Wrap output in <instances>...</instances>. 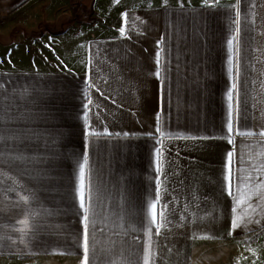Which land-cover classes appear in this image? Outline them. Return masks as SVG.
I'll list each match as a JSON object with an SVG mask.
<instances>
[{
    "label": "crops",
    "instance_id": "crops-1",
    "mask_svg": "<svg viewBox=\"0 0 264 264\" xmlns=\"http://www.w3.org/2000/svg\"><path fill=\"white\" fill-rule=\"evenodd\" d=\"M0 37V258L85 264L84 154L87 264L262 251L264 0H0Z\"/></svg>",
    "mask_w": 264,
    "mask_h": 264
},
{
    "label": "snow or ice",
    "instance_id": "snow-or-ice-1",
    "mask_svg": "<svg viewBox=\"0 0 264 264\" xmlns=\"http://www.w3.org/2000/svg\"><path fill=\"white\" fill-rule=\"evenodd\" d=\"M121 31L123 32V29H121ZM237 32H239V29H237ZM236 39V37H233V40ZM229 47L231 49L232 47V40H229ZM157 63H159V54H157ZM231 71V69H230ZM157 75H159V72H157ZM233 87H235V85H233ZM232 92L230 91L228 93V99L229 101H232ZM89 103H91V101H89ZM232 105L231 103H229V109L231 110ZM231 114V111H230ZM159 131V129H157ZM227 130L229 133H232L233 131V125L231 120H229L228 125H227ZM243 134V133H242ZM251 134V133H248ZM261 135H264V133H261ZM185 138H191V137H185ZM231 142V141H230ZM229 189H230V194H231V157H232V153L230 152L229 154ZM88 164V156L87 154H84L83 156V164L80 166L79 168V185L77 188V194L79 196V207L83 210V221H84V228H83V249H84V255H85V264H87V254L89 251V243H90V229H91V234L93 237V250L95 251V246L96 244L99 243V241L95 240V233L97 230H99L100 232H103V228L100 227V223L98 220V214L96 212V205L94 203V200L96 199V196L93 193V190L91 188V185H86L85 183V165ZM240 182L241 183H246V178L245 177H240ZM26 199V198H25ZM242 200L237 197V203H241ZM152 208V214H151V220L150 222L152 224H156L157 222V216H156V212H155V208L156 205L153 204L151 205ZM233 211H236V209H233ZM161 217L163 216V212L160 213ZM23 223H27L26 221H24ZM233 226L234 227H238L239 224L237 223L236 220H234L233 222ZM149 231H151V229H149ZM156 234H159V228L157 227V232ZM149 240H151V237H149ZM151 247L150 243H149V248ZM144 260V264H148L149 262V257L147 255L144 256L143 258ZM111 264V262H110Z\"/></svg>",
    "mask_w": 264,
    "mask_h": 264
},
{
    "label": "rangeland",
    "instance_id": "rangeland-1",
    "mask_svg": "<svg viewBox=\"0 0 264 264\" xmlns=\"http://www.w3.org/2000/svg\"><path fill=\"white\" fill-rule=\"evenodd\" d=\"M63 24L64 23H60L59 26H63ZM48 30H50V29H48ZM45 31L50 32L47 30H45ZM45 31H43V32L45 33ZM25 33H28V32L22 31V29H20V28L14 32L16 39L22 37V35H25ZM36 34L37 35L41 34V31L38 30L36 32ZM34 39H36V38L34 37ZM2 40H4V38L0 37V41H2ZM20 40H22V38ZM4 41L8 42L9 38H8V40L6 38ZM33 42L35 43L36 41L33 40ZM33 42H31V43H33ZM42 44H40V45H42ZM40 45H38V46H40ZM46 49H47V52L49 53L50 47H48L46 45ZM17 51L19 52L17 47H15L14 49L13 48L9 49V48H6L5 46H3L2 42H0V67H2V66L3 67H13L14 65H16V66L22 65V61H21V59H19V57H16L13 59V53H15ZM259 241H260V244H262L261 247L263 246L261 252H259V251L255 252V250H254V251H251V253L247 254V253H244V251H241L240 249H238L235 245H231V246H228L221 254H219V256H222L226 259L225 262L222 261V262H224V264H264V240H258V242ZM244 244L249 245L251 243L244 242ZM247 249L248 248L243 249V250H247ZM0 264H36V262L34 259L29 260L28 262H22V258L21 259H9V258H3L2 259V258H0ZM215 264H217V263H215Z\"/></svg>",
    "mask_w": 264,
    "mask_h": 264
},
{
    "label": "built area",
    "instance_id": "built-area-1",
    "mask_svg": "<svg viewBox=\"0 0 264 264\" xmlns=\"http://www.w3.org/2000/svg\"><path fill=\"white\" fill-rule=\"evenodd\" d=\"M217 0H207L208 3H214L216 2Z\"/></svg>",
    "mask_w": 264,
    "mask_h": 264
}]
</instances>
